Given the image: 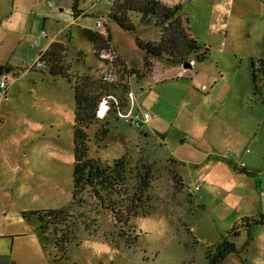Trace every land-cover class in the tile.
<instances>
[{
  "label": "rangeland",
  "instance_id": "374dc122",
  "mask_svg": "<svg viewBox=\"0 0 264 264\" xmlns=\"http://www.w3.org/2000/svg\"><path fill=\"white\" fill-rule=\"evenodd\" d=\"M159 1L170 7L181 3L190 34L209 54L185 69L164 63L162 72L172 76L161 73L164 80L153 84L133 73L143 70L144 53L136 39L158 41L160 29L140 23L139 15L130 14L135 28L124 30L109 18L112 3L106 0H80L86 13L75 20L71 6L59 11L56 0H44L47 19L31 13L28 0H0V67L13 68L0 71V81L6 78L0 90V207L55 209L72 199L73 89L42 67L32 69L51 38L67 44L71 72L87 92L125 104L131 93L137 109L150 114L135 127L111 111L86 130L88 157L111 165L125 156L129 194L142 162L151 164L150 200L120 226L103 208L106 201L84 192L87 200L71 220L88 221L92 230L78 222L61 264H208L207 250L235 223L264 214V105L252 80V65L264 48L263 0ZM16 7L23 9L14 12ZM99 21L111 37L112 61L97 57L82 32L106 34L105 27L97 28ZM32 37L37 44L29 42ZM106 122L108 132L99 140L97 131ZM241 163L256 174L236 172L232 164ZM169 169L179 176V186ZM196 185L199 189L189 193ZM13 216L5 215L1 229ZM29 221L23 227L37 229V221ZM135 234L136 242L126 245ZM42 238L45 251L56 254L53 236ZM229 239L241 248L246 232L240 228ZM221 264H264V225L240 256L231 253Z\"/></svg>",
  "mask_w": 264,
  "mask_h": 264
},
{
  "label": "trees",
  "instance_id": "16d2710c",
  "mask_svg": "<svg viewBox=\"0 0 264 264\" xmlns=\"http://www.w3.org/2000/svg\"><path fill=\"white\" fill-rule=\"evenodd\" d=\"M80 0L72 1V13L74 20L85 15V10L79 8ZM108 16L120 28L134 30L135 25L131 21L130 14L139 15V21L143 24H153L160 29L158 41H143L136 39V45L143 51V70L133 73L138 78H143L153 70L154 61H160L168 65H192L194 61L202 62L209 54V48L201 45L192 37L184 20L181 3L170 7L159 0H113ZM264 6V0H263ZM106 34L82 28L84 36L92 43L94 54L99 57L102 51L111 50V37L105 27ZM68 46L65 42L55 40L39 54L32 69L42 67L53 78H64L67 80L74 93V129H73V187L72 199L67 207L55 209H34L22 212V216L31 219L35 218L38 229L43 235L48 233L53 236L54 261H60L67 256L68 244L72 238L78 222L89 231L91 224L85 220H71V213L83 206L86 202L84 192L89 197L98 199L102 204L106 201L107 210H110L115 222L120 226L127 225L132 216L138 215L143 205L150 200L146 196L150 188L153 168L151 164L142 162L136 173V184L131 194L127 192L126 184V159L122 156L111 165L103 163L98 159L88 157L89 136L86 130L98 118L96 112L100 101L99 94L94 95L87 92L82 86L78 75L71 72L70 63L67 61ZM252 80L254 92L264 105V48L263 54L257 61V66L252 65ZM10 66L0 67V71L9 72ZM107 122L97 131L99 140H102L107 132ZM234 170L248 176H254L255 170L238 167L232 164ZM172 180L180 185L179 176L173 169H169ZM92 195V196H91ZM151 206V205H150ZM151 208V207H150ZM264 225V214L242 217L235 223L227 235L207 250L206 259L208 264H221L227 255L240 253L246 246L253 242L254 231L258 226ZM240 228L246 232V243L239 248L229 237L237 236ZM51 229V232L49 231ZM92 232V231H91ZM138 235L135 234L130 241H124L126 245L136 242ZM62 254L63 256L59 255ZM59 256V258L57 257ZM67 258V257H66Z\"/></svg>",
  "mask_w": 264,
  "mask_h": 264
},
{
  "label": "crops",
  "instance_id": "0c3cea01",
  "mask_svg": "<svg viewBox=\"0 0 264 264\" xmlns=\"http://www.w3.org/2000/svg\"><path fill=\"white\" fill-rule=\"evenodd\" d=\"M56 1L59 11H63V7L65 6L72 7L73 0ZM28 4L29 5H26V7H30L31 13L33 12L38 15L39 11V16L43 19H47V16H43L45 15V12H43L44 0H28ZM15 9L16 10L14 12H20L23 8L16 7ZM53 41L55 40L51 38V40L45 44V48H47ZM163 64V62L154 61L152 72L145 75L152 79L153 84L163 81L164 79H161V77H164L161 76L163 74L172 76L170 73L162 72L164 70ZM24 211L28 210H26L25 207H7L6 210H4L3 207H0V222L5 218L7 213L14 214V216L10 218L11 221L5 226H2V229L4 230H2L0 226V264H61L60 261H54V254L45 251L42 238L44 235L40 233L38 224L37 229L36 227L31 229H25L23 227L25 221H36L35 218L27 219L23 217L22 212ZM16 213L17 215L15 216ZM18 215H21L22 221H20V217L18 218ZM29 247H32L33 250L27 251ZM23 250H26V252H23Z\"/></svg>",
  "mask_w": 264,
  "mask_h": 264
},
{
  "label": "built area",
  "instance_id": "2783aa9c",
  "mask_svg": "<svg viewBox=\"0 0 264 264\" xmlns=\"http://www.w3.org/2000/svg\"><path fill=\"white\" fill-rule=\"evenodd\" d=\"M88 1H95V0H88ZM106 2L108 4H111L112 1L111 0H106ZM48 5L53 6L54 2H48ZM100 27H106L105 26V22L99 21L97 23V28ZM41 38L46 37L45 33L42 31L40 34ZM29 41L33 42L34 44H37V37H32L31 39H29ZM114 54H112L110 51H102L100 53V58L102 59H109L110 61L113 60L114 58ZM182 69H185V67L182 64ZM102 77L104 79H107L108 76L107 74L104 72L102 73ZM6 87V78L4 80L0 81V90L5 89ZM130 97V102L128 104L122 103L121 100H116L115 97H113L112 95H105L104 97H102V99H100L99 104H98V109L96 112V117L97 118H104L106 115H108L109 113H111V111H113L114 113H116L117 116H119L120 118H122L127 124L131 125V126H135V127H140L143 124H145L148 119L150 118V114L146 111H139L137 109V104L135 103L132 94L129 93ZM103 108V110H102ZM245 152H249V149H246ZM244 164L241 163L240 167L243 168ZM200 185H196L194 189L190 188L189 189V193H193L194 190H198Z\"/></svg>",
  "mask_w": 264,
  "mask_h": 264
},
{
  "label": "water",
  "instance_id": "95a60500",
  "mask_svg": "<svg viewBox=\"0 0 264 264\" xmlns=\"http://www.w3.org/2000/svg\"><path fill=\"white\" fill-rule=\"evenodd\" d=\"M183 66L185 67V68H189L191 65L190 64H183Z\"/></svg>",
  "mask_w": 264,
  "mask_h": 264
},
{
  "label": "bare ground",
  "instance_id": "6f19581e",
  "mask_svg": "<svg viewBox=\"0 0 264 264\" xmlns=\"http://www.w3.org/2000/svg\"><path fill=\"white\" fill-rule=\"evenodd\" d=\"M102 110H103V108H102Z\"/></svg>",
  "mask_w": 264,
  "mask_h": 264
}]
</instances>
